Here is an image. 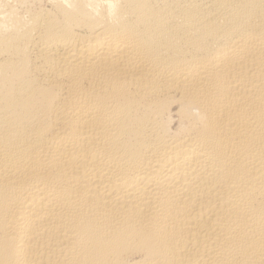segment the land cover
<instances>
[{
    "label": "bare ground",
    "instance_id": "bare-ground-1",
    "mask_svg": "<svg viewBox=\"0 0 264 264\" xmlns=\"http://www.w3.org/2000/svg\"><path fill=\"white\" fill-rule=\"evenodd\" d=\"M0 264H264V0H0Z\"/></svg>",
    "mask_w": 264,
    "mask_h": 264
}]
</instances>
